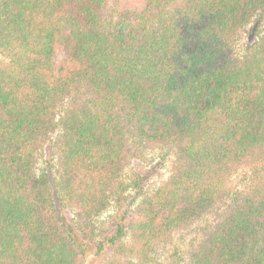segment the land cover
Segmentation results:
<instances>
[{
	"label": "trees",
	"instance_id": "trees-1",
	"mask_svg": "<svg viewBox=\"0 0 264 264\" xmlns=\"http://www.w3.org/2000/svg\"><path fill=\"white\" fill-rule=\"evenodd\" d=\"M0 52V264H86L39 167L54 133L85 235L138 152L175 154L105 264H149L195 227L169 264H264V0H0Z\"/></svg>",
	"mask_w": 264,
	"mask_h": 264
},
{
	"label": "rangeland",
	"instance_id": "rangeland-1",
	"mask_svg": "<svg viewBox=\"0 0 264 264\" xmlns=\"http://www.w3.org/2000/svg\"><path fill=\"white\" fill-rule=\"evenodd\" d=\"M253 32L243 33L241 39L237 43L238 52H242L250 44ZM0 52V56H1ZM64 56L63 46L59 47V52L56 59L60 61ZM53 138L45 146L41 153L39 167L49 174L52 180V196L54 205L58 215L68 225L69 230L77 234L79 239H84L87 252L85 261L86 264H105L106 260L116 252V247L105 245V248L99 250L98 244L105 236L111 234L114 228L113 222L116 217L127 214L129 218L136 216L138 205L141 203L144 196L157 188L164 181H166L173 169L175 163V154L173 150H168L163 147L154 146L148 147L138 155L135 156L130 165L122 171L121 177L125 181L127 190L123 193L124 200H117V196L112 198L110 205L103 212L98 214L95 218L96 225L93 233H86V235L78 230L76 227V213L71 207L69 201L66 199L62 190L60 170L57 161V149L54 145ZM248 171V172H247ZM249 170H244L233 179V187L235 190H240L245 186V181L249 177ZM198 227L184 235H176L174 241L166 246H162L155 254V259L149 264H169L166 260L167 256L177 248H184L190 242L199 239ZM94 236V238L92 237ZM92 238V239H90ZM126 242L127 238L124 239ZM128 243V242H126ZM82 256L79 257L82 264Z\"/></svg>",
	"mask_w": 264,
	"mask_h": 264
}]
</instances>
